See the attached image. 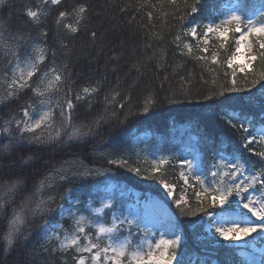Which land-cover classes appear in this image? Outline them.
Masks as SVG:
<instances>
[{"label":"snow or ice","instance_id":"1","mask_svg":"<svg viewBox=\"0 0 264 264\" xmlns=\"http://www.w3.org/2000/svg\"><path fill=\"white\" fill-rule=\"evenodd\" d=\"M159 3L177 8L173 18L179 24L175 37L179 54H187L202 64L211 76L213 88L204 94L205 101L250 92L238 86L236 77L240 72L247 78L246 68L252 62L259 61L261 67L258 73L251 68V83L264 81V0ZM62 4L63 0H40L35 6H25L23 25L12 31V0H0V62H5L0 69V223L6 221L0 236V264H35L28 259L38 254L35 247H30L33 239L39 243L43 264H48L44 254L53 259L57 254L71 256L73 264H184L182 249L186 241L175 215L170 223L161 224L151 217L147 206L142 209L139 201H118L107 188L103 193L98 189L89 192L88 199L82 200V189L94 188L99 183L96 178L105 175L103 170L83 163L79 167L52 165L40 173V153L49 149L64 151L87 137L102 136L107 128L119 132L134 117L148 114L161 102L149 90L142 103L133 105L131 96L122 97L117 87L105 94L102 113L86 124H75L77 109L86 106L91 112L101 87L88 84L73 94L69 64L67 60L60 62L57 50L50 51L46 45L48 32L41 30L38 37L31 34L41 29L43 20L55 11L57 28L75 38L88 19V5L77 0L69 11L62 9ZM125 11L126 7L121 8V12ZM70 18H74V23L65 22ZM181 33L188 39L182 40ZM90 36L95 42L96 31L92 30ZM229 43L232 48L225 63L231 78L216 88L217 76L212 66L221 63L218 53ZM210 45L216 51H211ZM67 47L60 44L61 49ZM241 55L244 63L237 66L234 62ZM160 70L158 65L157 71ZM135 87V82L130 85ZM180 95L190 96V88L182 89ZM174 97L175 93L166 97L167 102L177 103ZM257 103L258 119L219 114L226 128L239 139L232 151L214 155L207 166L203 158L197 161L180 157L177 164L169 155L141 158L137 154L133 161L116 151L103 152L101 160L143 180H156L180 216L201 215L207 219L210 234L222 241L238 244L254 239L253 234L264 240V97L257 101L250 94L248 106ZM69 128L71 131L67 132ZM168 165L179 168L178 178L185 186V194L179 198L174 194L176 186L164 179ZM187 188H192L194 202L186 196ZM21 194L17 205L16 198ZM30 223L35 231H25ZM15 253H19V258L10 260ZM260 264H264V259Z\"/></svg>","mask_w":264,"mask_h":264},{"label":"trees","instance_id":"2","mask_svg":"<svg viewBox=\"0 0 264 264\" xmlns=\"http://www.w3.org/2000/svg\"><path fill=\"white\" fill-rule=\"evenodd\" d=\"M39 2L40 0H12V31H16L18 26L23 25L25 17L22 12L25 6H35ZM80 2L88 5V19L81 25V30L75 38L57 28L55 11L43 20L41 29H35L31 33L32 36L38 37L41 30L48 32L46 45L49 46L50 51L53 48L57 50V59L60 62L67 60L69 64L68 71L71 73L69 84L73 94L84 85L96 84L101 87V91L93 100V110L89 112L86 106H80L73 122L86 124L98 113H102L105 94L117 87L122 97L131 96L130 102L133 105L142 103L144 94L149 90L155 92L161 102L148 114L134 117L127 127L119 132L107 128L102 136L87 137L84 142L74 147H65L64 151L53 152L49 149L40 153L39 155L43 157L39 166L41 174L52 165L64 164L65 167H79L83 163L90 168L105 172L104 176L96 178L99 183H96L94 187L113 181L131 187L142 194L147 191L158 194L161 191L156 180H143L124 169L108 165L106 161L101 160V154L116 151L129 156L132 151L131 139L137 133L149 132L153 137H167L174 128L179 126L188 127L197 137L198 144L205 149L213 148L215 151L228 154L235 147L234 142H238L239 136L226 128L219 114L226 112L235 113L241 118L245 115L250 119L259 118L257 115L259 104L250 108L248 99L250 94L257 101L264 97V81H259L255 85L251 83L254 79L251 68L254 67L258 73L261 67L260 62H252L251 67L246 70L247 78L245 73L237 72L238 86L242 89H250V92L241 91L231 94L227 99L222 97L219 100L205 101L204 94L213 88L211 76L202 64L189 58L187 54L183 56L179 54L181 49L177 48L175 40L179 24L173 18V13L177 11L176 6L167 3L162 5L159 0H80ZM76 3L77 0H63L62 9L71 11ZM124 7L127 11L121 12V8ZM7 14L6 9L5 16ZM65 22L74 23V18ZM92 30L97 33L95 42L90 36ZM187 39L182 36V40ZM61 43L67 44V49H61ZM231 48L232 44L229 43L224 50H220L218 55L221 63L212 66L217 76L216 88H219L226 79L231 78V70L227 69L225 63ZM210 49L216 51L211 45ZM211 51L208 54L209 57ZM63 52H70L71 55L64 56ZM158 65L161 68L160 71H157ZM4 67L5 62H0V69ZM136 68L140 71L137 72ZM226 72L229 73L227 77ZM181 76L185 77L183 83ZM134 82L137 87L130 88ZM189 88L190 96L180 95L182 89ZM173 93L178 102L170 104L166 97ZM62 95L63 93L61 98ZM5 111L8 110L5 109ZM66 131L70 132L71 129ZM178 170V167L168 165L164 174V179L176 186L174 194L177 198L185 194V186L178 178ZM22 196L23 194L16 198L17 205ZM188 198L194 202L193 193L188 195ZM169 207L175 212L185 230L186 243L182 249L184 264H209L213 259L218 264H246L239 256L237 248L207 237L203 232L205 218L201 215L180 216L172 200L169 202ZM5 226L6 221L0 223V236L3 235ZM29 228L35 231L31 223L26 226L25 231ZM30 247H35L38 254L28 259L34 260L35 264H43L36 239L32 240ZM17 258L19 253L9 257L10 260ZM44 259H47L48 264H73L71 256L57 254L53 259L44 254Z\"/></svg>","mask_w":264,"mask_h":264},{"label":"rangeland","instance_id":"3","mask_svg":"<svg viewBox=\"0 0 264 264\" xmlns=\"http://www.w3.org/2000/svg\"><path fill=\"white\" fill-rule=\"evenodd\" d=\"M192 43L195 44V41H192ZM241 51L243 52V48ZM243 63V55H241L240 58L234 62V64L237 66ZM249 68H246V70ZM131 145L132 151L130 152L129 156L133 161L137 159V154H139L141 158L145 155L149 156V158H151L153 155H169L174 158V163L177 164L179 163L178 158L180 157H187L197 161L203 158L205 166H207L212 162L214 155L222 152L217 150L215 151L213 148H210V150L205 149L204 146L198 144L197 137L190 132L189 128L182 126L174 128L171 134L167 137H153L149 132H142L132 137ZM222 153L227 155L224 152ZM106 188L112 191V194L117 198L118 201L123 200L126 204H135L137 201H139L140 207L142 209L147 206L151 217L154 220L159 221L161 224L170 223L173 215H175L178 223L180 224L181 231L184 234V227L181 225L175 212H173L171 207H169L170 199L166 198V194L163 192V189L160 185V193L151 194L147 191L142 194L141 192L136 191L131 187H127L124 184L108 181L105 185L99 187L82 189L83 195H81L80 198L82 200H87L89 192L94 193L98 189L101 193H103L104 189ZM191 193H193L192 188H187L186 196L188 197V195ZM203 232L209 239H215L221 243H226L227 246L237 248L239 256L246 264H260V261L264 259V240L255 234H253L255 236L254 239L249 238L247 240L240 241L238 244H231L220 240L218 237H215L214 234H210L207 227L206 218L203 221ZM209 264H218V262L213 259Z\"/></svg>","mask_w":264,"mask_h":264}]
</instances>
